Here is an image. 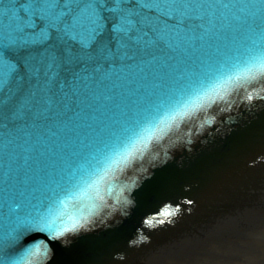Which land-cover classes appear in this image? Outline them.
<instances>
[{
  "label": "water",
  "instance_id": "obj_1",
  "mask_svg": "<svg viewBox=\"0 0 264 264\" xmlns=\"http://www.w3.org/2000/svg\"><path fill=\"white\" fill-rule=\"evenodd\" d=\"M30 2L0 0V48ZM148 2L120 0L112 47L37 48L0 97V236L40 211L67 246L35 264H264V34L240 38L264 0Z\"/></svg>",
  "mask_w": 264,
  "mask_h": 264
},
{
  "label": "snow or ice",
  "instance_id": "obj_2",
  "mask_svg": "<svg viewBox=\"0 0 264 264\" xmlns=\"http://www.w3.org/2000/svg\"><path fill=\"white\" fill-rule=\"evenodd\" d=\"M128 5L141 12L154 14L148 0H128ZM123 8L120 0H87L86 7H81L79 0H55V3L31 0L23 5L22 12L14 7L12 23L15 39L0 48V64L5 68L11 67V71L5 73L0 97L16 85L18 80L25 78L27 67L24 61L39 47L55 48L59 44L61 49L67 46L71 51H91L114 46L124 35L122 31H117L124 15ZM85 21L86 28L83 27ZM241 32L243 35L240 38L254 46L252 36L264 34V17L259 14L249 16L243 22ZM37 36L43 39H34ZM254 59H257L259 68L264 69V47L256 52ZM67 230V226H57L55 218L40 211L18 219L13 227L0 236V264H35L36 258L48 255L47 241H52L49 238L60 237ZM38 234L47 239L29 240ZM30 241L35 243L30 244Z\"/></svg>",
  "mask_w": 264,
  "mask_h": 264
},
{
  "label": "clouds",
  "instance_id": "obj_3",
  "mask_svg": "<svg viewBox=\"0 0 264 264\" xmlns=\"http://www.w3.org/2000/svg\"><path fill=\"white\" fill-rule=\"evenodd\" d=\"M208 128H209V135L211 136V131H212V129L216 128V124H215V122H213L212 124L208 125ZM191 147H192V145L189 144V145L186 146L185 150L188 151ZM45 235H46V234H45ZM38 239H43V238H38ZM49 239H51L53 242H55V241H59V242L61 243L62 246H67V245L64 244V240H63V237H62V236H60V237H56L55 239H52V238H49ZM31 243H35V241H30V244H31ZM48 247H49V250H50V251L53 253V255H54V250L51 248V245H50V244L48 245Z\"/></svg>",
  "mask_w": 264,
  "mask_h": 264
}]
</instances>
